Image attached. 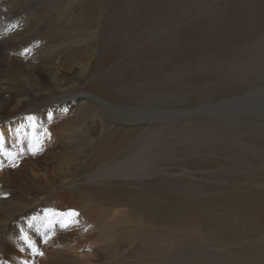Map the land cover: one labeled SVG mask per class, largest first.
<instances>
[{"label":"rangeland","instance_id":"obj_1","mask_svg":"<svg viewBox=\"0 0 264 264\" xmlns=\"http://www.w3.org/2000/svg\"><path fill=\"white\" fill-rule=\"evenodd\" d=\"M0 45L28 163L3 161L48 191L15 264H264V0H0Z\"/></svg>","mask_w":264,"mask_h":264},{"label":"bare ground","instance_id":"obj_2","mask_svg":"<svg viewBox=\"0 0 264 264\" xmlns=\"http://www.w3.org/2000/svg\"><path fill=\"white\" fill-rule=\"evenodd\" d=\"M22 29L26 31L28 29V23L27 24L24 23V25H22ZM11 53L5 54L4 51H3L2 45H0V114L2 112L4 113V111H6V110L9 111V112L10 111L12 112L16 108H18L20 105L23 104L22 103L23 100H21L19 97H17L18 100L16 102H14V105L11 107V109H9V104H10V101H11V98H12V93L11 92L13 90V86L10 85V83L8 81H6L5 79L8 77L9 71H11V69L13 70V67L18 68V67H21V65H22L21 62L19 61V57H18L19 55L18 54H11ZM25 54H28V53H25ZM17 58H18V60H17ZM68 60H67V62H68ZM11 61H13L14 63L13 62L11 63ZM84 68L85 67H83V69ZM7 69H9V70H7ZM25 76H23V77H25ZM21 79H22V76H21ZM7 83H9L8 86H7ZM54 84L61 85V84H59L58 81H55ZM81 96L82 95H80V97ZM75 97H76L75 95H70V98L75 99ZM82 97H84V98H90V97L93 98L94 96L93 95H86V96H82ZM95 98H98V97H95ZM94 101H96L98 104H100L98 107H106V108H109V109L113 108L112 109L113 112H116V113H119V114H121V112H124V114H127V113H131L130 111H133V112H135L134 114L137 115V114L140 113V110H141L140 108L113 105V104H110L109 102H107L105 100L100 99V98L94 99ZM99 112H101V110ZM165 115H166V113H165ZM169 115H170V113H169ZM3 122H5V121H3ZM10 123H11L10 125H5L4 123L0 124V264L3 263V262H4L3 264H15L16 263L15 262V256L13 257V255H10V254L12 253L11 251L15 248L13 246L14 245V243H13L14 240H15V244L18 246L17 248L19 250H21V247H23L22 244H18V242H17L18 240L16 239L18 237L19 238L22 237L20 229H19V226L22 225V229L24 230V228H25V226L27 224L26 223V219H25L27 210L30 208V206H37L38 204H40V202L43 201V199L45 198V196L47 195V192H48V191L46 192L45 190H41V189L40 190L36 189L35 191L33 189H31L33 191H29V183L25 179V176L23 175V171L24 170L20 169V172L15 174V173H12L10 171L11 167L10 168L8 166L6 167L5 161H3V160L8 155H10L8 157L9 158L8 162H12L13 158L15 157V159L17 158L18 160H23V161H21L22 167H24L25 165L27 166L26 162L28 163V160L27 159L26 160L23 159L22 156L20 155V153L18 152L19 151L18 149H20V145H21V150L24 149L23 144H21L20 142L16 144L15 142L10 141L8 139L9 137L12 138V137L17 136V132L15 130V125L17 123V120L16 121H12ZM36 134L38 135L37 132H36ZM36 134L34 136H36ZM14 144H16V147H17V149L15 151L12 150V149H15L14 148ZM146 149L147 148H143L142 147V149H140L139 151L134 153L133 156L128 157L125 160H123L121 162H118L115 165H113L111 167H108L106 169L101 168V169L95 171L93 173V178L92 179H95L98 176V174H100V172L102 173L103 171L105 173H107V174H113V175H122L123 176V175H129L130 174L132 176H138V174L142 173V167L143 166L145 167L144 161L140 160L141 159L140 155H142L141 152L145 151ZM150 152H147V153H150ZM17 187H19V190H16ZM116 212H118V211H116ZM12 222H13V224H12ZM8 230H10V231H8ZM7 233H9L7 235L8 241H6L4 245H2L3 242H1V236L3 234L5 235ZM1 250H3V252H1ZM24 259H26V257ZM28 259H29V257H28ZM37 259H38V257H37ZM41 260H43V259H41ZM44 263H42V264H44ZM19 264H20V262H19ZM21 264H24V263L21 262Z\"/></svg>","mask_w":264,"mask_h":264},{"label":"snow or ice","instance_id":"obj_3","mask_svg":"<svg viewBox=\"0 0 264 264\" xmlns=\"http://www.w3.org/2000/svg\"><path fill=\"white\" fill-rule=\"evenodd\" d=\"M61 215H66L68 217L74 218V217H76L78 215V213L74 209H72V210H69L66 214H61ZM72 222H74V221H72V220L68 221V223H72ZM68 223H66V224H64L62 226L67 227ZM41 255H42V253H41Z\"/></svg>","mask_w":264,"mask_h":264},{"label":"water","instance_id":"obj_4","mask_svg":"<svg viewBox=\"0 0 264 264\" xmlns=\"http://www.w3.org/2000/svg\"><path fill=\"white\" fill-rule=\"evenodd\" d=\"M66 102H54V105H57V106H66Z\"/></svg>","mask_w":264,"mask_h":264}]
</instances>
